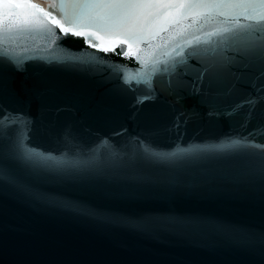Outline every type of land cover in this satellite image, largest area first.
Returning a JSON list of instances; mask_svg holds the SVG:
<instances>
[{
	"label": "water",
	"instance_id": "obj_1",
	"mask_svg": "<svg viewBox=\"0 0 264 264\" xmlns=\"http://www.w3.org/2000/svg\"><path fill=\"white\" fill-rule=\"evenodd\" d=\"M111 2L172 7H73ZM249 26L264 0H0V264H264V102L229 114L264 94Z\"/></svg>",
	"mask_w": 264,
	"mask_h": 264
},
{
	"label": "snow or ice",
	"instance_id": "obj_2",
	"mask_svg": "<svg viewBox=\"0 0 264 264\" xmlns=\"http://www.w3.org/2000/svg\"><path fill=\"white\" fill-rule=\"evenodd\" d=\"M12 7L16 8H33L37 9V6L35 4H16L12 5ZM75 8H96V9H108L111 10V16L114 20V22L119 23L122 20L126 19H133L135 18V13L133 10L136 9H141V8H157V7H172L171 5H147V4H140V3H131V2H111V3H85V4H76L73 5ZM176 7L183 8V5H176ZM205 7H222L221 5H206ZM39 12L43 13L44 10L42 8L37 9ZM46 16H50V13H44ZM245 19H251L250 17H246ZM54 23L59 24V21H53ZM63 27V26H61ZM249 31L248 35L250 36H259L264 29H255L251 28L249 26ZM68 30L66 29L65 32ZM73 35H86V37L89 34L81 33V32H73ZM60 39H63V36L60 37ZM93 46L100 47L102 51H114L115 45H109V46H104V45H96L93 44ZM119 55H127L128 50L127 49H122ZM6 59H11V57H6ZM90 63H98V64H105L106 59L104 57H99L97 54H93L92 60L89 61ZM109 68H112L114 71H120L122 69L115 67L111 64L107 65ZM207 72V69H201L200 71L197 72L196 76V82L197 83H203L204 76ZM261 78H264V72L261 73ZM262 93H264V89H262ZM138 103H142V100H138ZM264 102V94L258 97H246L243 101L238 102L237 104L233 105L231 108V112L229 114H233L237 112L240 108L247 106L249 111L246 116V121L251 119L252 117V112L255 110L256 106ZM19 119L18 116H14L11 113L8 112L7 108H0V125H9L13 121H17ZM30 130V122L25 118L24 120V128L20 130L18 133L17 137V143L22 144L23 140L27 136L28 131ZM240 143H246V141H238ZM253 147H260L261 149H264V145L260 146H255V145H249ZM25 158L28 160H31L36 163H41L47 166H59L62 162L56 158L51 156V154H45L41 153L35 149L31 151H26L25 152Z\"/></svg>",
	"mask_w": 264,
	"mask_h": 264
}]
</instances>
